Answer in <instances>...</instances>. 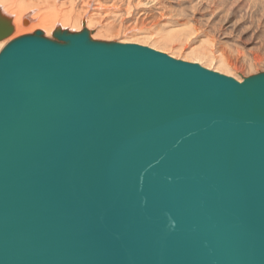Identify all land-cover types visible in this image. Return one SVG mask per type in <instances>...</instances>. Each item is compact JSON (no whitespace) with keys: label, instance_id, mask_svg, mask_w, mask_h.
<instances>
[{"label":"water","instance_id":"95a60500","mask_svg":"<svg viewBox=\"0 0 264 264\" xmlns=\"http://www.w3.org/2000/svg\"><path fill=\"white\" fill-rule=\"evenodd\" d=\"M83 26L0 52V264H264V72Z\"/></svg>","mask_w":264,"mask_h":264},{"label":"rangeland","instance_id":"374dc122","mask_svg":"<svg viewBox=\"0 0 264 264\" xmlns=\"http://www.w3.org/2000/svg\"><path fill=\"white\" fill-rule=\"evenodd\" d=\"M80 1H62L79 17L70 32L85 23L95 41L150 47L240 82L264 72V0H99L92 24Z\"/></svg>","mask_w":264,"mask_h":264},{"label":"bare ground","instance_id":"6f19581e","mask_svg":"<svg viewBox=\"0 0 264 264\" xmlns=\"http://www.w3.org/2000/svg\"><path fill=\"white\" fill-rule=\"evenodd\" d=\"M62 1L63 0H0V19L2 21L10 20L14 28V32L10 37L0 41V52L6 44L16 39L19 35L21 36V34L33 32L34 29L38 30L37 28L44 33V36L50 38L57 29L68 31L67 27H78L77 23L79 22V17H76L77 19L74 18V16L71 15L72 10L69 11L68 8L63 5L64 3ZM96 1L99 0L80 1L84 9L83 17L86 18L87 22L90 24H92V18L88 15ZM62 6L65 7V10ZM29 24L30 26H28ZM86 28L88 29L89 27Z\"/></svg>","mask_w":264,"mask_h":264}]
</instances>
